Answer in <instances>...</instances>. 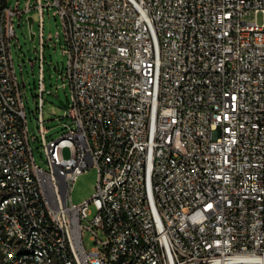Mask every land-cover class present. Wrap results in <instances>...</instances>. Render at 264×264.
I'll list each match as a JSON object with an SVG mask.
<instances>
[{"label": "built area", "instance_id": "built-area-1", "mask_svg": "<svg viewBox=\"0 0 264 264\" xmlns=\"http://www.w3.org/2000/svg\"><path fill=\"white\" fill-rule=\"evenodd\" d=\"M32 2L0 0V264H264V22L244 21L264 0ZM45 7L71 92V127L39 129L47 171L11 54L13 17L31 9L44 47ZM89 169L95 193L73 205Z\"/></svg>", "mask_w": 264, "mask_h": 264}, {"label": "rangeland", "instance_id": "rangeland-1", "mask_svg": "<svg viewBox=\"0 0 264 264\" xmlns=\"http://www.w3.org/2000/svg\"><path fill=\"white\" fill-rule=\"evenodd\" d=\"M16 1L8 0V7L13 10ZM26 1L19 0V10H23ZM30 1L31 5H33V0ZM53 11L52 7L49 9L45 7L43 11L42 36L44 47H41L40 44L39 11L37 9H31L23 13L20 25H18V19L13 17L15 38L11 40L14 71L22 90L21 96L26 115L29 145L32 149L35 163L45 171L48 170V166L42 149L40 126L46 130L45 137L47 141L57 139L67 131L68 127H71V123L67 119L62 118L64 111L69 105L71 92L68 84L65 87L62 86L64 82L63 70L67 58L62 53L64 44L61 23L58 18L53 17ZM28 18L33 19L31 28L28 26ZM244 21L261 24L264 22V17H262L261 13L250 12L245 16ZM31 33L34 35L33 40H30ZM56 33L59 34L58 38L55 36ZM48 36L52 38L50 41H47ZM40 60L42 61V82L44 85L42 94L44 101L42 118L44 122L41 125L38 120V110L35 109V102L38 100L37 95L39 94L37 87L40 80ZM23 83L25 84L24 88L22 87ZM63 156H69L67 150H64ZM96 182L97 172L94 169H89L79 175L71 186L69 193L70 203L77 206L83 201L90 200L95 193ZM96 212L94 204L91 203L88 207V216L82 223L85 227L89 226V222L95 217ZM93 230L97 232L99 239H101L103 236L101 230ZM91 236L92 230H84L82 240L86 251H90L94 247V242L90 239Z\"/></svg>", "mask_w": 264, "mask_h": 264}, {"label": "water", "instance_id": "water-1", "mask_svg": "<svg viewBox=\"0 0 264 264\" xmlns=\"http://www.w3.org/2000/svg\"><path fill=\"white\" fill-rule=\"evenodd\" d=\"M27 21H28L29 28H31L32 18H28ZM33 39H34V35L31 33L30 34V40H33Z\"/></svg>", "mask_w": 264, "mask_h": 264}]
</instances>
